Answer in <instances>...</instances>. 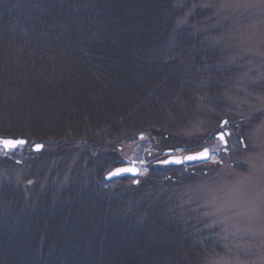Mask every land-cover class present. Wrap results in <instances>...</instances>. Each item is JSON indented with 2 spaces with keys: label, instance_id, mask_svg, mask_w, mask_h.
Masks as SVG:
<instances>
[{
  "label": "trees",
  "instance_id": "16d2710c",
  "mask_svg": "<svg viewBox=\"0 0 264 264\" xmlns=\"http://www.w3.org/2000/svg\"><path fill=\"white\" fill-rule=\"evenodd\" d=\"M191 2L0 0V138L44 145L23 164L0 157V264H206L224 252L216 230L168 208L195 178L183 166L105 179L140 136L160 154L188 147L182 124L221 100L209 11Z\"/></svg>",
  "mask_w": 264,
  "mask_h": 264
},
{
  "label": "rangeland",
  "instance_id": "374dc122",
  "mask_svg": "<svg viewBox=\"0 0 264 264\" xmlns=\"http://www.w3.org/2000/svg\"><path fill=\"white\" fill-rule=\"evenodd\" d=\"M191 4L209 11L201 32L216 51L224 90L214 107L204 105L178 131V138L188 147H173L176 155L208 148L211 160L183 165L186 174L195 178L172 192L168 208L196 229L217 231L214 237L224 252L211 255L206 264H264V0H192ZM183 23L179 19L178 25ZM69 129L63 135L76 140ZM86 130L89 135L91 130ZM225 131L229 132L227 145L217 138ZM149 142L140 136L120 151L123 164L144 162L139 164L141 177L149 173L151 163L169 157L165 151L155 152ZM77 143L80 155L83 149ZM57 144L61 142L46 146L48 154L59 150ZM32 146L27 152L0 148V157L14 153L23 164L29 151L44 149L35 152ZM140 149L143 156L138 159ZM97 151L96 146L91 153ZM57 158L61 160L52 156L49 163L56 166ZM20 169L21 177H29L27 163Z\"/></svg>",
  "mask_w": 264,
  "mask_h": 264
},
{
  "label": "water",
  "instance_id": "95a60500",
  "mask_svg": "<svg viewBox=\"0 0 264 264\" xmlns=\"http://www.w3.org/2000/svg\"><path fill=\"white\" fill-rule=\"evenodd\" d=\"M224 125H225V122H223V125L222 126H224ZM227 135H229V132L228 131H225V133H219L217 135V138H219L222 141L223 145H227V141H226V136ZM0 140H17V141H19V140H22V139L1 138ZM23 141L26 142V140H23ZM26 143L24 145H26ZM24 145H22V146H24ZM37 145H42V148H40V150H36V146ZM0 148L3 149L6 152L10 151V150H6V149H4L2 147H0ZM42 149H43V144H36V145L33 146V150L35 152H39ZM166 154H168L170 156L166 160H164L162 163L164 165H167V166H180V165H183V164H191V163H196V162H207V161H210L211 160V152L207 148L206 149H203V150H201L199 152L187 154L185 156H181V155L180 156H176L175 155V151H172V150L167 151ZM203 154H207V158H203V159H193V160L187 159V157H190V156H201ZM177 160H180V161H183V162L182 163H176L175 161H177ZM137 165H138V162H133L131 165L117 167V168H115L113 171H111L106 176V179L107 180H111V179H114V178H119V177H124V176L139 177L140 174H141V171L137 167ZM121 169H134V171H119Z\"/></svg>",
  "mask_w": 264,
  "mask_h": 264
},
{
  "label": "snow or ice",
  "instance_id": "6c2138e0",
  "mask_svg": "<svg viewBox=\"0 0 264 264\" xmlns=\"http://www.w3.org/2000/svg\"><path fill=\"white\" fill-rule=\"evenodd\" d=\"M26 142L23 140H0V147L6 149V150H14L17 147H20L22 145H24ZM40 148H42V145H37L36 146V150H40ZM203 158H207V154H203L201 156H190L187 157V159L189 160H193V159H203ZM176 163H182L183 161L177 160L175 161ZM119 171H134V169H121ZM118 174V173H117Z\"/></svg>",
  "mask_w": 264,
  "mask_h": 264
}]
</instances>
